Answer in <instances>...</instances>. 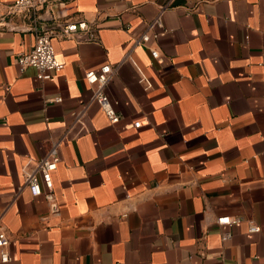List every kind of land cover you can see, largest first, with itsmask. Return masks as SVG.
<instances>
[{
    "label": "crops",
    "instance_id": "obj_1",
    "mask_svg": "<svg viewBox=\"0 0 264 264\" xmlns=\"http://www.w3.org/2000/svg\"><path fill=\"white\" fill-rule=\"evenodd\" d=\"M160 14L165 31L135 46ZM37 19L63 64L44 81L16 63L31 22L0 28L7 264H264V0H50ZM81 22L92 38L62 35ZM105 65L116 125L85 80ZM53 144L52 199L33 197L23 168Z\"/></svg>",
    "mask_w": 264,
    "mask_h": 264
},
{
    "label": "built area",
    "instance_id": "obj_2",
    "mask_svg": "<svg viewBox=\"0 0 264 264\" xmlns=\"http://www.w3.org/2000/svg\"><path fill=\"white\" fill-rule=\"evenodd\" d=\"M50 0H16L13 5L7 7L5 12L0 13V28L9 29L6 25L15 26L10 20L14 17L22 16L23 19L29 20L31 23L30 30L36 33L34 48L28 53H20L17 56L16 63L20 70L32 68L36 71L37 79L44 81L50 79L53 74L59 73L63 69V64L57 61L55 50L52 43V36L37 26V11ZM10 30V29H9ZM62 35L74 36L77 33L87 32L89 37L93 35L89 32V28L85 22L77 24H67L62 29ZM164 26L161 21V14L158 15L148 26V32L144 33L140 38L135 40V46H145L151 41H156L161 32H164ZM151 57L157 59L159 53L157 50L151 51ZM111 68L109 65L102 66L98 70H90L85 73V80L90 86H94L93 99L104 112L108 122L116 125L120 121V117L113 110L107 96L104 94V87L110 80ZM140 83L149 89L151 84L149 80L140 73ZM55 103H61V98L51 100ZM50 103V101H48ZM80 122V121H78ZM141 122H135L134 128L139 129ZM60 158L57 153V144H53L50 154L37 163L35 170L23 168V177L29 193L33 197L42 196L43 194L48 200L52 199L53 182L52 173L57 169ZM237 222L229 217H221L217 219L220 226H230ZM249 232L258 233L259 228L250 224ZM10 238L7 231L1 225L0 217V263L7 264L12 261L10 252Z\"/></svg>",
    "mask_w": 264,
    "mask_h": 264
},
{
    "label": "water",
    "instance_id": "obj_3",
    "mask_svg": "<svg viewBox=\"0 0 264 264\" xmlns=\"http://www.w3.org/2000/svg\"><path fill=\"white\" fill-rule=\"evenodd\" d=\"M6 26H7L10 30H13V31H18V30L21 29V27H13V26L10 25V24H7Z\"/></svg>",
    "mask_w": 264,
    "mask_h": 264
}]
</instances>
